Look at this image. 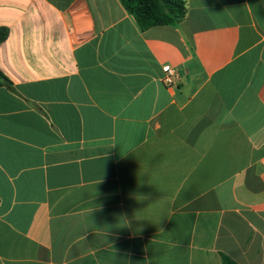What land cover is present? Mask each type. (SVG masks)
Masks as SVG:
<instances>
[{
  "label": "crops",
  "instance_id": "0c3cea01",
  "mask_svg": "<svg viewBox=\"0 0 264 264\" xmlns=\"http://www.w3.org/2000/svg\"><path fill=\"white\" fill-rule=\"evenodd\" d=\"M187 1L0 0V264H264V0Z\"/></svg>",
  "mask_w": 264,
  "mask_h": 264
},
{
  "label": "trees",
  "instance_id": "16d2710c",
  "mask_svg": "<svg viewBox=\"0 0 264 264\" xmlns=\"http://www.w3.org/2000/svg\"><path fill=\"white\" fill-rule=\"evenodd\" d=\"M126 12L134 18L142 31L158 26H178L187 17V0H119ZM8 29L0 28V46L8 37ZM10 81L0 71V87ZM223 264H234L224 258Z\"/></svg>",
  "mask_w": 264,
  "mask_h": 264
},
{
  "label": "built area",
  "instance_id": "2783aa9c",
  "mask_svg": "<svg viewBox=\"0 0 264 264\" xmlns=\"http://www.w3.org/2000/svg\"><path fill=\"white\" fill-rule=\"evenodd\" d=\"M164 76L161 79V83L166 88H173L177 85L179 75L177 71L172 67H164Z\"/></svg>",
  "mask_w": 264,
  "mask_h": 264
}]
</instances>
